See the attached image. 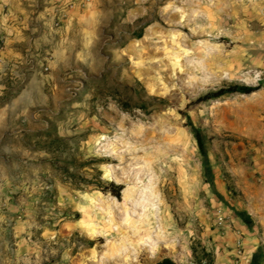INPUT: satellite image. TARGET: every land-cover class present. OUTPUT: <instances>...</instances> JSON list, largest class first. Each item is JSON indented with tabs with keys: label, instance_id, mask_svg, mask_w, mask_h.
Segmentation results:
<instances>
[{
	"label": "rangeland",
	"instance_id": "374dc122",
	"mask_svg": "<svg viewBox=\"0 0 264 264\" xmlns=\"http://www.w3.org/2000/svg\"><path fill=\"white\" fill-rule=\"evenodd\" d=\"M232 84L256 90L196 100ZM166 257L264 264V0H71L0 32V264Z\"/></svg>",
	"mask_w": 264,
	"mask_h": 264
},
{
	"label": "crops",
	"instance_id": "0c3cea01",
	"mask_svg": "<svg viewBox=\"0 0 264 264\" xmlns=\"http://www.w3.org/2000/svg\"><path fill=\"white\" fill-rule=\"evenodd\" d=\"M69 1L71 0H0V32L47 27L52 24L54 12L66 11ZM3 38L5 44H26L28 41L24 36Z\"/></svg>",
	"mask_w": 264,
	"mask_h": 264
},
{
	"label": "trees",
	"instance_id": "16d2710c",
	"mask_svg": "<svg viewBox=\"0 0 264 264\" xmlns=\"http://www.w3.org/2000/svg\"><path fill=\"white\" fill-rule=\"evenodd\" d=\"M255 90H256V87H254V86H250V85H246V84H232V85H228L226 87L219 88L216 91L205 93L204 95L199 96L196 100L197 101L198 100H206V99L211 98V97H217V96H221V95H225V94H231V93L249 94ZM193 132H194L195 139L197 141L198 148H199L200 152L202 153V155H204L205 150H204V145L202 142L201 134L195 128H193ZM110 186L112 189L109 190V192L112 195H114L115 197L119 198L120 197V190H121L122 186L119 184H113V183H110ZM155 264H176V263L173 262L170 258L166 257V258H163L160 261L156 262Z\"/></svg>",
	"mask_w": 264,
	"mask_h": 264
},
{
	"label": "bare ground",
	"instance_id": "6f19581e",
	"mask_svg": "<svg viewBox=\"0 0 264 264\" xmlns=\"http://www.w3.org/2000/svg\"><path fill=\"white\" fill-rule=\"evenodd\" d=\"M109 150V149H108ZM110 152H111V150H109ZM113 152V151H112ZM108 172H109V174L111 175V177H112V179L114 180V181H121L122 180V178H123V174L122 175H117L116 173L114 174L113 173V171H112V169H110L109 168V170H108ZM124 173V172H123ZM125 174V173H124ZM124 176H126V175H124ZM126 178V177H125ZM137 183V182H136ZM127 190H128V188H127V186L125 187V188H123V197H122V200L123 201H125V199L127 200L128 199V197L126 196V192H127ZM140 197H142L141 195H140V193L138 194V201H136V199L134 198V199H132V202L135 204V207L137 206V205H141L143 208L144 207H147V206H153L152 205V201L150 200V199H147V198H145V197H143V200H144V204L143 203H141V202H143L142 201V199L140 198ZM137 198V197H136ZM141 199V200H140ZM135 201V202H134ZM138 203V204H137Z\"/></svg>",
	"mask_w": 264,
	"mask_h": 264
}]
</instances>
